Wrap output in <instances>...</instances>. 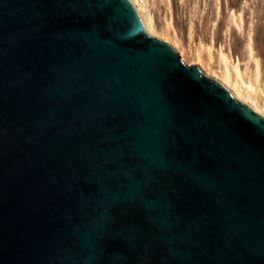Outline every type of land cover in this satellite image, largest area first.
<instances>
[{
    "label": "water",
    "instance_id": "obj_1",
    "mask_svg": "<svg viewBox=\"0 0 264 264\" xmlns=\"http://www.w3.org/2000/svg\"><path fill=\"white\" fill-rule=\"evenodd\" d=\"M0 264H264V117L130 0H0Z\"/></svg>",
    "mask_w": 264,
    "mask_h": 264
},
{
    "label": "rangeland",
    "instance_id": "obj_2",
    "mask_svg": "<svg viewBox=\"0 0 264 264\" xmlns=\"http://www.w3.org/2000/svg\"><path fill=\"white\" fill-rule=\"evenodd\" d=\"M134 1L184 63L229 91L247 92L248 103L264 112V0Z\"/></svg>",
    "mask_w": 264,
    "mask_h": 264
},
{
    "label": "bare ground",
    "instance_id": "obj_3",
    "mask_svg": "<svg viewBox=\"0 0 264 264\" xmlns=\"http://www.w3.org/2000/svg\"><path fill=\"white\" fill-rule=\"evenodd\" d=\"M131 1V3L133 4V6L135 7V9H136V11H137V13H138V15H139V17H140V19H141V22H142V24H143V26H144V28H145V30H146V32L148 33V34H150V35H152V36H155V37H157V38H162V37H160L159 35H157L156 33H155V31H154V29H153V26H152V23H151V21H149V20H147V18H145L144 17V15H143V13H142V10H141V8H140V6H138V3L136 2V1H134V0H130ZM164 40V39H163ZM166 41V40H165ZM168 44H170L177 52H178V54H179V56H180V58H181V60H184L185 61V58H184V55L179 51V50H177V48L174 46V45H172L169 41H166ZM222 86H224L225 87V85L223 84V83H221V82H219ZM227 88V87H226ZM242 89V88H241ZM233 95H234V97L237 99V100H241L242 102H244V103H247L254 111H256L257 113H259V114H261L263 117H264V112H262V111H260V109H258L257 107H256V105H252V104H249L248 103V101H247V92H244V91H241V90H236V91H230Z\"/></svg>",
    "mask_w": 264,
    "mask_h": 264
}]
</instances>
